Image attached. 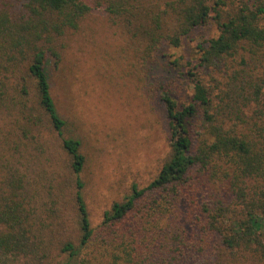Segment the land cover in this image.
I'll return each mask as SVG.
<instances>
[{
	"label": "trees",
	"instance_id": "obj_1",
	"mask_svg": "<svg viewBox=\"0 0 264 264\" xmlns=\"http://www.w3.org/2000/svg\"><path fill=\"white\" fill-rule=\"evenodd\" d=\"M96 10L122 26L144 54L162 43L177 47L210 22L217 30L196 42L184 65L179 57L169 61L192 85L183 103L161 86L170 153L154 179L144 187L133 183L103 212L99 233L83 194L82 140L64 137L69 118L46 67L47 56L61 57L59 38ZM5 110L37 134L49 122L62 137V162L75 186L69 228L61 211L51 210L71 187L58 190L53 181L62 175L51 171L40 191L36 176L18 166L20 152L17 163L0 159V252L18 264H144L131 236L162 219L161 191L172 194L179 207L173 221L189 235L164 264H220L222 253L264 260V0H0V115ZM132 217L141 223L123 228Z\"/></svg>",
	"mask_w": 264,
	"mask_h": 264
},
{
	"label": "rangeland",
	"instance_id": "obj_2",
	"mask_svg": "<svg viewBox=\"0 0 264 264\" xmlns=\"http://www.w3.org/2000/svg\"><path fill=\"white\" fill-rule=\"evenodd\" d=\"M216 33L215 25L210 22L183 38L177 47L162 43L151 54H144L138 41L131 40L122 26L114 23L104 11L96 10L81 21L77 30H69L59 38L57 50L61 57L58 60L47 56L52 94L60 111L69 118L64 137L70 134L80 138L82 151L87 156L81 174L85 182L83 194L96 233H99L103 212L112 202L129 194L133 183L146 186L170 153L161 86L183 103L190 100L192 85L180 75L182 69L169 61L179 57L184 65L194 57L196 42ZM31 85L34 88H30L29 104L34 98V80ZM41 127L37 134V127L24 124V120L17 122L5 110L0 115V159L15 161V155L20 152L19 160L23 163L9 162H18L29 176L35 175V187L40 191H46L45 178L51 171L61 174L59 183L57 177L53 181L58 190L66 184L71 187L65 188L67 192L57 205L51 203V210L59 209L70 228L76 219L75 186L72 175L62 162L66 155L61 146L62 137L49 122L41 123ZM33 168L44 171L38 174ZM205 178L206 173H203L201 181ZM45 194L42 197L47 201L44 209L47 212L50 199ZM156 197L162 206V219L150 231L131 236L137 238L139 259L145 260L144 264H156L157 260L164 264L163 261L175 254V250L189 238L188 233L173 221L179 207L173 202L172 194L161 191ZM43 218L50 221L47 216ZM136 223L141 220L132 217L126 219L122 227L129 230ZM145 226L149 225L146 223ZM238 256L226 259V254L222 253L219 262L264 264V260L249 259L248 255ZM0 264L18 263L0 252Z\"/></svg>",
	"mask_w": 264,
	"mask_h": 264
}]
</instances>
